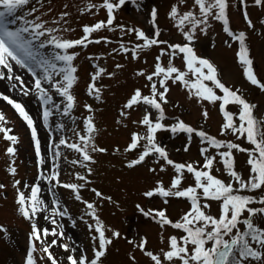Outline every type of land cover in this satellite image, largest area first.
<instances>
[{"label": "rangeland", "instance_id": "obj_1", "mask_svg": "<svg viewBox=\"0 0 264 264\" xmlns=\"http://www.w3.org/2000/svg\"><path fill=\"white\" fill-rule=\"evenodd\" d=\"M227 2L229 28L234 33H245L246 46L253 61V71L258 80L264 82V23H262L264 2L260 5H257L255 0H243V3L241 0H227ZM101 3L102 0H30L29 4L16 15H24L30 20L38 16L40 18L38 22H44L47 28L60 29L59 32L53 34L64 39L75 40L83 36L82 28L85 25L91 26L97 22L106 21V10L100 7ZM89 4L95 5L91 11L87 10ZM174 5L181 13L197 11L193 0H135L115 10L111 26L91 34L90 39H101L100 43H91L87 47L69 50L77 54L73 62L77 68L75 74L77 81L71 90L75 97V104L68 115H64L62 111L66 106V101L49 85L44 86L53 97V102L58 105L57 108L42 105L34 90L28 96H23L17 81H9L7 78L0 79V94L27 106L28 112L34 119L37 138L41 145L40 162L38 163L31 131L15 110L6 101L0 99V113L7 121L3 126L11 128V134L18 137V143L14 146L15 155L10 157L6 149L12 145L0 133V185H3L0 188V227L3 228V231H0V264H25L33 221L26 220L19 214L16 199L18 189L29 195L31 186L35 184L41 188L39 197L45 202V210L38 214L35 222L41 229L47 228L51 231L55 228L57 232L61 230L64 232L63 239L50 235L45 243L57 239L58 245L67 244L69 247L67 252L58 245L50 249L58 264H67L68 255H84L88 260L94 258L93 249L97 244L92 238L96 234L89 230V225H94L95 221L87 215L90 210L86 208L85 202L94 204L96 215L105 226L106 236L112 239L100 264H153L150 258L137 247L140 240L147 241L145 245L147 251L160 255L162 249H167L169 236L180 237L182 235L179 230L169 226L162 229L157 223L158 218L154 215H145L150 210H164L167 217L176 222L189 210L190 204L183 198H163L159 195L147 197L145 195L146 192L154 190L158 183L165 188L170 187L171 180L176 175L172 166L156 154L147 157L140 165L132 168L127 166L143 150L140 147L134 151L125 152V148L130 143V137L133 133L141 135L146 133V128L140 124L145 113H149L150 118H155L158 113L143 104L136 105L129 110L123 107L136 89H139L142 95H151L152 82H149L146 76L154 71L158 56L164 66L169 60L168 55H160L161 50L167 52L168 45L187 43L183 33L169 18L170 9ZM152 8L157 13L155 24L151 18ZM32 9L36 11L28 16L27 13ZM2 10L0 8V11ZM62 13L68 15L61 19ZM245 13L253 27L248 26ZM54 21L58 23H53ZM19 25L20 21H17L10 27L14 29ZM63 29L71 30L64 31ZM128 29L144 31L148 36H151L154 31H159V40L166 43L143 49L138 52V58L133 59L131 52L121 53L119 51L120 45L123 44L125 48L131 49L143 42L136 38L134 32H128ZM103 38H106V41ZM41 39H46V37ZM33 43L34 51H37L39 57L50 59L57 51L52 47L40 49L39 41ZM192 46L198 56L207 58L213 63L222 83L233 90L239 89L244 98L256 106L255 117L258 120H264V91L250 84L245 78L243 66L237 60L238 46L229 36L221 32L219 21L210 19L206 32L197 30ZM172 62L174 66L184 70L181 54H176ZM11 63L12 75L21 76L28 87L32 88L34 83L32 73L35 72L37 76L41 75V70L36 64L29 60L27 67L21 68L15 62ZM97 67L106 70L95 81L100 89L99 100L95 98V95L88 94V85L93 83L91 77ZM0 72H4L5 77L7 76L6 69H0ZM138 72H143L145 75H137ZM157 81L158 78L154 77L153 82ZM13 84L17 85L15 89H13ZM168 88L166 96L168 103L162 104L166 118L161 123L165 125V128L156 133V141L160 147L165 149L169 159L175 163H193L197 167L202 166L204 162L200 149L207 145L203 144L199 137L195 135L189 137L186 133H172L168 130L177 121H183L218 140L231 141L246 149L251 147L243 138L237 139L231 132L221 136V125L224 118L220 113L218 103L211 104L207 101H198L195 97L190 98L188 91L179 83L173 84L169 81ZM216 91L220 94L219 90ZM85 105L90 106L91 112L85 108ZM45 109L51 112L47 124L43 120ZM228 110L238 113L239 109L236 105H229ZM121 111H124L126 116H121ZM204 112L208 113L206 119L202 115ZM88 116H92L96 129L92 143L95 147L105 149V151L96 152L89 147L92 162H83L86 166H81V164L72 163V161L81 160L79 153L63 145L58 148L55 145L59 144L60 139H65L68 143H79L76 133L85 134L84 120ZM143 143L142 141L141 144ZM56 151H59V157L54 155ZM216 151V149L209 148L207 154L215 155ZM247 159L246 152H234L235 169L245 179L248 176L249 167ZM218 161L217 157L213 174L227 182L230 178ZM10 165L16 169L15 175L10 174ZM161 168L164 170L161 171ZM54 170L58 173L60 184L84 185L78 193L81 200H76V194L70 189L56 186V181L41 178L50 177ZM78 175L86 177L87 183L79 180ZM15 181H20V184L14 187ZM193 184L191 174L185 173L181 187ZM93 189L101 192L102 197H97ZM242 194L259 199L264 197V190ZM54 200L58 202L57 211H66L67 215L63 217L56 215L45 220V216H50ZM210 203L209 213L217 216L218 202ZM253 207H261V205L256 204ZM51 219H55V225L51 223ZM112 232H118L119 237H113ZM34 244L37 249L33 253L36 264H50L47 256L40 251L41 243L34 242ZM74 248L77 251L73 252ZM174 264H179V262H174Z\"/></svg>", "mask_w": 264, "mask_h": 264}, {"label": "snow or ice", "instance_id": "obj_2", "mask_svg": "<svg viewBox=\"0 0 264 264\" xmlns=\"http://www.w3.org/2000/svg\"><path fill=\"white\" fill-rule=\"evenodd\" d=\"M30 0H0V69L7 70V76L4 72H0V79L7 78L9 81L15 80L19 84V89L23 96H28L33 90L36 93L42 105H51L57 108L53 102V97L49 94V90L45 88V84L49 85L61 98L66 101L63 108V114L68 115L69 111L74 107L75 97L71 90L73 89L77 76V68L74 60L77 54L69 50L77 47H87L91 43H100V40L90 39L91 34L109 27L114 21V12L124 7L126 4L133 3L135 0H102L100 7L107 12L106 21H100L94 25H85L82 28L83 36L79 39H64L53 33L59 32L58 28H47L44 22L40 21L37 16L34 19H28L24 15L17 16L16 13L28 5ZM243 3V0H241ZM264 0H255L260 5ZM193 4L197 11H178L177 6H172L169 12V18L175 23L174 26L183 33L187 43L180 45H168V51L161 50L160 55H168L169 60L166 66L162 65L160 57L156 58L154 71L146 76L150 85L151 95H142L139 89H136L131 97L124 104V109H131L136 105L143 104L154 109L158 115L150 118L149 113L143 115L140 124L146 128V133L141 135L133 133L131 142L125 148V152L134 151L140 147L143 150L136 159L128 163V167L132 168L145 161V159L156 154L160 159L172 166L176 175L172 178L169 188H165L158 183L154 190L145 193L147 197L159 195L163 198L176 197L187 200L190 204L189 210L185 212L179 220L173 222L170 220L164 210H157L145 213V215H154L157 223L163 229L169 226L175 230H179L182 235L169 236L167 239V249L161 250V254L157 255L151 251H147L145 245L146 240L141 239L137 247L142 251L153 264H264V197L259 199L250 195H243L244 192H255L256 190H264V120H258L254 115L255 105L249 103L239 89L233 90L221 82L217 68L207 58L200 57L196 54L192 46L196 37L197 30L206 32L209 27V20L214 19L221 22L223 31L231 38L233 42L238 43L237 60L243 66V73L250 84L264 91V82L258 80L257 75L253 71V61L250 58L249 49L246 46V36L244 32L234 33L229 28V18L227 15V0H193ZM95 5L89 4L87 10L91 11ZM36 9H32L27 13L31 16ZM68 14L62 13L61 19ZM156 10L151 11L153 24L156 20ZM11 17V19H9ZM245 20L249 27H253L252 22L245 13ZM20 21V25L11 28L10 25ZM53 23H58L54 21ZM264 23V21H262ZM123 27V26H121ZM70 31L71 29H63ZM128 32H134L138 40L142 44H137L133 48H125L120 45L122 52H131L132 58H138V52L152 46L165 44V41L159 40V31H154L151 36L145 34L144 31L138 29H128ZM46 37V39H41ZM106 40V38H103ZM34 41H39V48L52 47L56 49V53L49 59L39 57L37 51H34ZM176 54H181L184 64V70L174 66L173 59ZM32 61L41 70V75L37 76L32 73L34 83L32 88L24 82L19 75L13 76V67L11 62H15L21 68L27 67V61ZM120 67V65H117ZM31 71V69H29ZM104 68L97 67L92 74V81L88 85V94L95 95L97 100L100 99V89L96 86L95 81L105 72ZM137 75L144 76L143 72ZM59 77V79H57ZM154 77L158 78L157 82ZM173 84H181L189 93L190 98L195 97L198 101H207L211 104H219V110L223 115L224 122L221 125V136L231 132L237 139H244L250 148H243L237 143L231 141L218 140L208 135L202 130H197L183 121L171 126L168 130L172 133L183 132L191 137L195 135L201 139L207 147L200 149L203 157L202 166L197 167L193 163H175L168 158L167 152L160 147L156 141V133L165 128L161 123L164 120V109L162 104L168 103L166 96L169 91L168 82ZM17 87L13 84V89ZM162 89V91H161ZM219 90L220 94H217ZM0 99L6 101L19 117L26 123L31 131L32 141L35 146L36 156L41 155V145L37 138V129L34 119L27 110V106L22 102L16 101L6 95L0 94ZM229 105L238 106V113L228 110ZM85 108L91 112V108L85 105ZM51 112L48 109L43 111V120L47 124ZM121 116H126L121 111ZM202 115L207 118L208 113ZM5 116L0 113V133L3 138L9 141L12 146L6 149L7 155L10 157L15 155V145L18 143V137L12 133L11 128L4 127L6 124ZM85 134L77 132L79 143H68L65 139H60L56 148L63 145L80 154L81 160L72 161L73 164H81L83 162H92L89 155V147L92 151L104 152L105 149L97 148L92 143L93 133L96 131L92 116H88L84 120ZM144 142L141 144V142ZM209 148L216 149L215 155H208ZM234 152H246L248 154L247 165L248 176L245 179L235 169ZM56 157L60 156L59 151L54 153ZM219 158V163L223 165L225 174L230 178L224 181L213 174L214 164ZM164 169L161 168V171ZM90 171V170H89ZM9 172L15 175L16 169L9 166ZM191 174L194 184L182 188L184 174ZM56 181V186L70 189L75 195L76 200H81L78 194L79 189L84 185L80 184H60L58 173L54 170L50 177H41ZM81 181L87 183L86 177L77 176ZM20 181H15L14 187L19 185ZM3 185H0L2 188ZM27 187V185L25 186ZM97 197H102V193L96 191ZM41 188L38 184L32 185L30 194L26 195L24 191H17L16 203L18 212L26 220L33 221L31 233L29 235V248L27 251L25 264H36L33 253L37 250L34 242H40L42 247L40 251L47 256L50 264H58L57 259L50 251L51 248L58 245L57 239L45 243L48 236L64 238L63 230L57 232L47 228L41 229L35 222L38 214L45 210V202L39 197ZM218 202V215L214 216L209 213L211 208L210 202ZM167 203V199H165ZM57 201H53L50 216H45V220L60 215L66 216V211H57ZM259 204L261 207H253ZM86 208L90 210L87 215L91 216L95 221L94 225H89V230L95 232L92 238L96 241L97 246L93 249L94 258L88 260L86 256L68 255L67 264H100L101 258L105 256L107 246L112 243V239L106 236L104 224L97 217L95 206L93 203L85 202ZM259 218V222H257ZM52 224H56L55 219H51ZM62 229V226H60ZM0 231L3 228L0 227ZM118 232H112L113 237H119ZM65 252L69 251L67 244H59ZM73 252L77 249H72ZM134 259V257H133Z\"/></svg>", "mask_w": 264, "mask_h": 264}]
</instances>
